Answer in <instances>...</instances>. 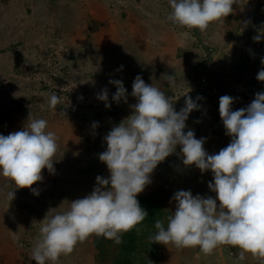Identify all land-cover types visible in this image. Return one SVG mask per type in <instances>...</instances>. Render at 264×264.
Instances as JSON below:
<instances>
[{
    "label": "rangeland",
    "instance_id": "374dc122",
    "mask_svg": "<svg viewBox=\"0 0 264 264\" xmlns=\"http://www.w3.org/2000/svg\"><path fill=\"white\" fill-rule=\"evenodd\" d=\"M232 7L233 12L224 20L201 32L168 20L172 11L169 0H0V134L22 130L28 116L43 117L50 121L46 130L59 134L60 139V134L67 131V147L71 148L72 136L76 148L80 139L82 151L77 155L79 161L67 151L72 173L66 188L58 193L62 196L59 201L54 193L33 196L29 212L34 218L27 221L32 223L34 236L15 240V244L23 247L26 240H31L29 246L33 248L43 223L38 215L41 208L53 211L58 207L54 204L57 200L66 211L72 200L93 190L97 176L109 175L106 164L99 160L107 147L103 138L132 111L131 104L120 109L114 105L116 87L112 80L122 81L128 103L136 101L131 92L137 75L170 99L190 89L187 95L200 107L189 113L184 131L192 130L197 139L206 138L203 147L209 155L227 147L231 138L225 134L219 116V98L233 97L231 108L235 111L247 107L256 93L264 92V81L256 79L264 68V38L253 40L264 32V0H237ZM88 27L94 34L86 38ZM148 36L157 38V47ZM122 46L132 55L125 58ZM139 53L140 60H144V54L150 56L145 67L135 65ZM167 76L175 79L174 87H169ZM202 78L213 88L212 95L203 90ZM103 90H107L108 108L97 98ZM53 94L60 100L55 110L48 107ZM197 96L202 99L197 100ZM184 103L181 95L174 101V109L179 111ZM150 180L137 196L161 191L171 212L175 210L171 198L176 191L216 195L208 188L213 180L211 171L201 173L195 165L185 166L179 145L157 165ZM92 238L78 243L70 255L61 256L55 264H98ZM239 251L222 245L204 255L199 248L177 249L161 244L157 264H261L250 254L238 260ZM21 252L12 264H21ZM29 252L23 253L28 259L24 264H36ZM2 259L0 264H4L5 257Z\"/></svg>",
    "mask_w": 264,
    "mask_h": 264
},
{
    "label": "clouds",
    "instance_id": "9594fccd",
    "mask_svg": "<svg viewBox=\"0 0 264 264\" xmlns=\"http://www.w3.org/2000/svg\"><path fill=\"white\" fill-rule=\"evenodd\" d=\"M237 0H169L172 9L168 20L201 32L210 24L222 21L233 12ZM264 38V32L253 37ZM264 65V57L261 58ZM122 67V66H121ZM264 81V68L256 76ZM169 87L175 86L173 76H167ZM116 91L112 100L127 103L122 81L112 80ZM184 107L174 109V101L161 89L137 75L131 96V114L104 136L106 150L99 160L106 164L107 178L96 177L93 190L83 198L72 200L69 208L49 218L40 227L31 258L36 264H55L61 256L70 255L78 243L90 236L103 237L121 244L122 236L132 231L148 216L137 195L150 184V175L157 165L180 146L182 163L195 165L201 173L210 170L213 180L208 183L212 196H193L191 191H176L171 198L175 210L167 217V226L155 221L157 233L151 243L173 245L177 249L199 248L210 255L222 245L238 248L237 259L248 254L264 264V92L244 108L233 111L234 98H219V116L230 143L217 154L209 155L203 147L206 138H195L192 130L184 131L185 121L192 110L199 109L187 93ZM97 98L110 107L107 90ZM197 100L202 99L197 96ZM60 103L55 94L49 97L48 107L55 110ZM43 105L41 108L43 109ZM20 131L0 134V177L13 188H25L42 181V170L54 172V156L58 149L57 135L46 130L48 121L29 118ZM96 125L94 124L93 127ZM34 194L38 195L35 189Z\"/></svg>",
    "mask_w": 264,
    "mask_h": 264
},
{
    "label": "crops",
    "instance_id": "0c3cea01",
    "mask_svg": "<svg viewBox=\"0 0 264 264\" xmlns=\"http://www.w3.org/2000/svg\"><path fill=\"white\" fill-rule=\"evenodd\" d=\"M88 29H89L87 31L88 33L85 34V36H84L86 38H87V36H93L92 34H94V32H92L91 28L88 27ZM148 37H149V40L154 42L155 47H157V45H158L157 44L158 43L157 38L152 37V36H148ZM120 48L123 49L121 51H123L125 58L127 56H130L131 52H129L128 50H125L126 46H122ZM139 49H140V46H139ZM140 51H141V49H140ZM139 57L141 59V53L137 54V58H136L137 64H135V65L140 64L141 67H145L150 56H147L146 54H144V60L138 59ZM130 88H131V86L128 89H130ZM135 103H136V101H133L131 103H128V102L125 103L122 99L121 101L116 102L114 105H116L120 109V108H123L125 106L130 105V104L133 105ZM112 114H110V117ZM121 114L122 115L125 114L124 111L121 112ZM128 115L129 114H127V116ZM39 118H43V117H39ZM47 121L50 122L49 120H47ZM64 128L66 130V127H64ZM58 136H59V134L57 135V137ZM60 136H61V139H60V137L57 139V140H59L58 149H57L56 155L54 156V159H56V160H54V162H53L54 172L50 173L46 168L43 169L42 170V177H43L42 181L34 183L31 186V188L25 187V188L13 189L14 198L10 201L8 199L7 194H8V192H10L12 190L13 185L9 181H7L5 178L0 177V259L1 258L4 259V257H5L4 264H9V263L12 264V262L15 260V257L18 256V251H22L21 252L22 254L19 255V257H21V264L27 263L28 259H26V257L23 255V253L25 252L26 255H28L30 253L29 251H31V253H32L33 248H32V246H29V245H32L31 240H26L25 244L22 243L23 247H20L18 244H15V240L20 239V241H22L24 237H28V236L30 237V235H31V237L34 236L33 229H31L32 223L30 224L27 221L29 219L34 218L33 217L34 215H30V212H29V207L33 208L32 202L35 201L34 200L35 197H33V196L36 195L37 197H39V196L43 197V195L49 196L50 194L54 193L53 196L57 195L56 196L57 198H55V199H58V201H59V199L62 196L58 195V193L61 192L60 190H63L66 188L67 184L70 181V175L69 174L72 173L71 171H69V170H72L71 163L67 164L68 160H69L68 159L69 154L74 153L73 155L75 156L74 157L75 161L81 160V157H77L79 152L82 153L81 146H80V144H81L80 139L76 140V143L78 144V147L76 148L74 146L75 138H72V136H69L70 146H71V148H70L69 146L67 147V138H68L67 131L64 134H60ZM67 151H69L70 153ZM67 154H68V156L66 157ZM59 156H62V158L61 157L58 158ZM78 167L79 166L76 165L75 170H77ZM74 178H76V177H74ZM71 180H73V179H71ZM33 189H35L36 192H38V195L34 194ZM58 201L56 200V202H54V204L58 205V207H57V209H55L53 211L47 210V209H45V207L41 208L38 212L39 217H41L43 220L44 217L46 219L47 216L49 218V217H51L57 213L64 212V208L60 207V205L58 204ZM38 206H40V205H38ZM42 211H44V213H42ZM37 233H40L39 230ZM33 247H34V244H33ZM26 251L28 253H26ZM3 259L1 261H3Z\"/></svg>",
    "mask_w": 264,
    "mask_h": 264
},
{
    "label": "trees",
    "instance_id": "16d2710c",
    "mask_svg": "<svg viewBox=\"0 0 264 264\" xmlns=\"http://www.w3.org/2000/svg\"><path fill=\"white\" fill-rule=\"evenodd\" d=\"M142 208L148 212L144 221L132 231L123 234L122 243L93 235L94 258L98 264H157L161 243H151L150 237L157 233L155 221L161 220L167 226L171 210L165 205L161 191L137 196Z\"/></svg>",
    "mask_w": 264,
    "mask_h": 264
},
{
    "label": "built area",
    "instance_id": "2783aa9c",
    "mask_svg": "<svg viewBox=\"0 0 264 264\" xmlns=\"http://www.w3.org/2000/svg\"><path fill=\"white\" fill-rule=\"evenodd\" d=\"M207 83H209V82H207V80L205 78H202L201 86H202L203 90L205 91V93L212 95L214 90L211 87V85L209 86V85H207Z\"/></svg>",
    "mask_w": 264,
    "mask_h": 264
}]
</instances>
